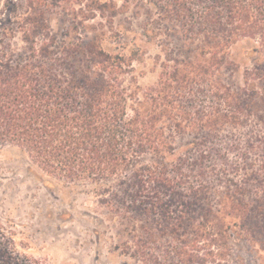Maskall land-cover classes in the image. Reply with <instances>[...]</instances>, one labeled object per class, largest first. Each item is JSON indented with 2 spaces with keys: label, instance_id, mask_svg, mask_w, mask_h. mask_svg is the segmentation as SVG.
<instances>
[{
  "label": "trees",
  "instance_id": "trees-1",
  "mask_svg": "<svg viewBox=\"0 0 264 264\" xmlns=\"http://www.w3.org/2000/svg\"><path fill=\"white\" fill-rule=\"evenodd\" d=\"M21 3L0 0V150L24 152L47 185H93L131 220L145 264H227V243L212 247L230 228L264 264V0H140L160 49L145 87L139 38L109 25L114 0ZM77 3L76 23L56 32L53 12ZM244 39L257 45L241 86L231 48ZM2 238L0 226L5 264L15 257Z\"/></svg>",
  "mask_w": 264,
  "mask_h": 264
},
{
  "label": "rangeland",
  "instance_id": "rangeland-1",
  "mask_svg": "<svg viewBox=\"0 0 264 264\" xmlns=\"http://www.w3.org/2000/svg\"><path fill=\"white\" fill-rule=\"evenodd\" d=\"M19 1L25 5V0ZM114 1L118 15L109 25H113L115 30L130 29V36L137 35L143 54L140 60H135L134 73L141 86L152 85L160 75L156 58L160 49L145 32L154 14L144 3L139 7L140 0H127L130 2L128 8H125V0ZM79 7L77 3L75 7L53 12L54 30L62 33L64 29L72 28ZM98 20L89 24H96ZM255 45V41L244 39L231 48L232 59L239 66L233 77L241 86L245 69L253 66ZM224 73L228 77L229 72ZM260 87L264 88V80ZM254 123L250 122L247 130L251 128L257 132L261 129ZM231 142L228 140L224 146ZM46 178L49 177L18 148L4 147L0 150V226L3 246H8L15 257L4 261L5 264H145L133 245L129 227L131 220L112 214L107 203L98 201L93 185L67 184L60 180L55 185H47ZM233 230L230 228L224 238L215 235L221 241L212 250L221 249L220 243L225 242L227 264H259V246L238 238ZM195 237L201 240L200 243L206 238L192 234L189 239ZM163 240L168 244L171 239ZM207 250L203 245L198 253L202 255ZM176 263L177 254L163 259V264Z\"/></svg>",
  "mask_w": 264,
  "mask_h": 264
}]
</instances>
